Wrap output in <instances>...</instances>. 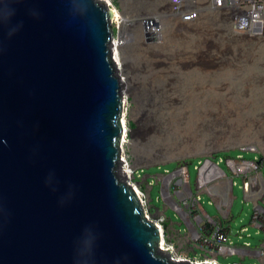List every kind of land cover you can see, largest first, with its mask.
<instances>
[{
    "label": "water",
    "instance_id": "obj_1",
    "mask_svg": "<svg viewBox=\"0 0 264 264\" xmlns=\"http://www.w3.org/2000/svg\"><path fill=\"white\" fill-rule=\"evenodd\" d=\"M113 16L105 0H0V264H214L165 249L120 178Z\"/></svg>",
    "mask_w": 264,
    "mask_h": 264
},
{
    "label": "rangeland",
    "instance_id": "obj_2",
    "mask_svg": "<svg viewBox=\"0 0 264 264\" xmlns=\"http://www.w3.org/2000/svg\"><path fill=\"white\" fill-rule=\"evenodd\" d=\"M111 1V7L116 6L121 13L112 21L115 37L123 39L119 50L125 67L119 69V74L132 84L122 86L128 124L123 156L130 164L131 175L125 179L119 172L120 178L138 187L151 218L164 216L167 220L166 213L178 222L197 215L205 219V209L215 215L217 207L209 196L215 189L196 185L195 165L210 154L224 159L264 155V39L236 36L228 21L212 12H204L200 21L189 24L192 30L175 37L173 25L179 20L171 13L168 0ZM147 15L163 21L158 40L147 34L142 22ZM204 55L203 67L198 60ZM143 61L149 69L139 73L136 68ZM132 128L135 131L131 137ZM182 160H194L190 165L193 192L177 185L179 177L168 174ZM219 166L226 171L230 168L226 160ZM230 171L235 175L231 168ZM234 181L229 195H217L227 205V215L234 216L231 239L235 244L256 245L262 236L250 222L257 196L249 195L252 200H248L242 178L235 176ZM198 195L200 202L196 200ZM259 217L264 226V213ZM245 226L248 230L240 237L237 232ZM192 235L189 238L196 237ZM195 239L198 241V237ZM173 251L179 252L175 245ZM218 259L229 264L241 257L220 254ZM245 261L254 263L257 259L247 256Z\"/></svg>",
    "mask_w": 264,
    "mask_h": 264
},
{
    "label": "built area",
    "instance_id": "obj_3",
    "mask_svg": "<svg viewBox=\"0 0 264 264\" xmlns=\"http://www.w3.org/2000/svg\"><path fill=\"white\" fill-rule=\"evenodd\" d=\"M171 13L182 23L193 24L200 21L204 12H212L217 14L221 19L228 21L229 27L238 35L248 36L254 39H264V0H168ZM111 7V5H110ZM142 22L146 26L147 34L152 40H158L162 28V22L157 17L144 16ZM242 149H246L243 147ZM214 161L198 159L195 167L198 170L196 185L207 186L217 181H221L223 169L219 166L221 161L226 160L229 167L243 180V189L249 191L253 182L259 178L251 174V171H259L260 163L257 158L247 159L240 155L238 158L226 157L224 159L220 155H216ZM194 160H182L178 163L175 170L168 172L171 178H178L177 185L183 186L184 190L191 191L194 187L191 183L190 165ZM169 171V170H167ZM236 183V182H235ZM200 195L196 198L200 202ZM264 210L256 209L254 217H258ZM148 213V212H147ZM165 217L155 218L154 220L165 230ZM248 230L244 227L239 231V235L243 236L242 232ZM231 230L225 227L222 223L202 222L197 230L198 241L201 246L210 254L224 255L226 257L238 254L242 248L233 243L231 239ZM164 248L168 249L178 259H191V257L182 256L174 253V245L168 241H164ZM250 245L249 242L246 243ZM211 261L214 264L221 263L218 258L205 260ZM200 262V261H198ZM229 264H247L242 261H234Z\"/></svg>",
    "mask_w": 264,
    "mask_h": 264
},
{
    "label": "crops",
    "instance_id": "obj_4",
    "mask_svg": "<svg viewBox=\"0 0 264 264\" xmlns=\"http://www.w3.org/2000/svg\"><path fill=\"white\" fill-rule=\"evenodd\" d=\"M229 175L228 173L225 174L227 177L231 178L234 175L231 173L230 168L229 170ZM253 175V174H252ZM254 176H257L259 178L258 181H254L252 187L250 188L249 191H245V196L248 200H252L249 198V195L251 196H257L255 200H253L254 203V211L256 209H262L264 210V207L261 206V204L264 205V166L261 167L259 171H255ZM222 181V180H221ZM221 181H217L213 184H209L207 186H211L214 188V192H212V196L209 195L212 199V202L217 207V213L215 215H211L206 209V218L201 219L202 216H195L193 219H190L189 221H186L184 218L181 220V222L175 221L171 219L169 216L164 214L167 217V220L165 219L164 225H167V233L170 235V241L169 243L175 245L177 247L178 254L186 257H191L195 260L198 261H205V260H210V259H215L218 258L219 255L216 254H210L204 248L201 246L199 241H196L197 237V230L199 229V225L202 222H207L209 225L212 223H222L225 227L231 230L233 232V229L231 227V220H233V215L231 216L227 215V205L222 203V201L218 200V196H220L223 193V185ZM197 189V188H195ZM218 195V196H217ZM168 207L163 206V210H167ZM230 212L232 213V204L230 208ZM264 213V212H263ZM260 214V215H263ZM181 225H184V229L181 228ZM250 226L254 227L256 229V233L260 234L262 238L259 240V242L256 245L250 244L249 246L244 244H236L239 248H242V251L238 253L240 255L242 262H245L247 264H264V226L261 223L260 217H252ZM247 227V226H245ZM244 228V227H242ZM240 228L239 231L242 229ZM192 233H194V236L196 237H191L193 236ZM232 235V234H231ZM240 237H243L240 235ZM247 256H250L251 258H256L257 261L254 263H248L245 261V258ZM219 260V259H218Z\"/></svg>",
    "mask_w": 264,
    "mask_h": 264
},
{
    "label": "bare ground",
    "instance_id": "obj_5",
    "mask_svg": "<svg viewBox=\"0 0 264 264\" xmlns=\"http://www.w3.org/2000/svg\"><path fill=\"white\" fill-rule=\"evenodd\" d=\"M109 5H112V1L111 0H105ZM113 9V11H114V19L115 20H117V19H119L120 17H121V13H120V11L116 8V6L115 7H113L112 8ZM166 11H164V13H165ZM123 18V17H122ZM125 20V19H124ZM119 22V21H118ZM162 23H163V21H162ZM144 24V23H143ZM193 26V25H192ZM144 27L146 28V26H145V24H144ZM194 27V26H193ZM173 30H174V32H173V35L176 37V36H178V35H182V33H183V31H189V30H192V27H190L189 26V24H185V23H182V22H180V21H177L174 25H173ZM195 31V30H194ZM187 33V32H186ZM190 34V33H189ZM185 35V34H184ZM242 39H251L250 37H242V36H240ZM121 38V37H120ZM126 38V37H125ZM122 39V38H121ZM121 39H117L116 37H115V39H114V43H113V53H114V56H115V61H116V65H117V67H118V71H119V69H121L122 67H125V64L122 62V58H121V53H120V48L123 46V39L121 40ZM132 39V38H131ZM128 40V39H127ZM248 41V40H247ZM125 42H126V40H125ZM124 42V43H125ZM126 44V43H125ZM200 53V52H199ZM205 54V53H204ZM202 57V58H201ZM200 57V59L201 60H198L199 61V63H200V65L201 66H203L204 67V65H206V60H205V55L204 56H201ZM145 60V59H144ZM149 61V60H148ZM201 62H203V63H201ZM148 69H149V64L148 63H146L145 61H143L140 65H139V67H137L136 68V70H138L139 71V73L141 72V73H146L147 71H148ZM122 77V76H121ZM129 79L127 78V77H125V78H123L122 77V81H123V85L124 86H128V87H131L132 86V84H131V86H130V82L128 81ZM126 110H125V115H124V118H123V122H124V125H125V133H124V138H123V144H124V142H125V140H126V136H127V133H128V124H127V119H126ZM124 157V159H125V156H123ZM123 165H124V167H123ZM123 165H122V167L120 168V171L119 172H121L122 173V175L125 177V179H127L130 175H131V168H130V164H129V162L127 161V159H125V161L123 162ZM121 175V174H120ZM121 179H122V177H121ZM169 179L170 178H167V180L169 181ZM122 180H124V179H122ZM137 189H138V187H137ZM139 193L141 194V196H142V193L139 191ZM229 195V194H228ZM162 228V227H161ZM163 230V229H162ZM163 242H164V240H163Z\"/></svg>",
    "mask_w": 264,
    "mask_h": 264
},
{
    "label": "flooded vegetation",
    "instance_id": "obj_6",
    "mask_svg": "<svg viewBox=\"0 0 264 264\" xmlns=\"http://www.w3.org/2000/svg\"><path fill=\"white\" fill-rule=\"evenodd\" d=\"M258 160H259V163L261 165L260 166V168H261L262 166H264V155L260 154V156L258 157ZM221 182H222L224 189H223V193L220 196L223 198L229 194L228 191L231 189L232 183H231V178L227 177L226 175H223ZM188 192H190V191H188Z\"/></svg>",
    "mask_w": 264,
    "mask_h": 264
},
{
    "label": "trees",
    "instance_id": "obj_7",
    "mask_svg": "<svg viewBox=\"0 0 264 264\" xmlns=\"http://www.w3.org/2000/svg\"><path fill=\"white\" fill-rule=\"evenodd\" d=\"M116 3L118 4V1L116 0ZM254 214H255V211L252 213V217L254 216Z\"/></svg>",
    "mask_w": 264,
    "mask_h": 264
}]
</instances>
